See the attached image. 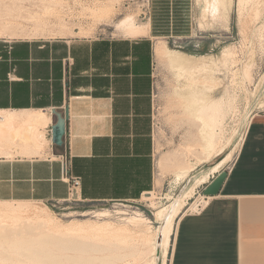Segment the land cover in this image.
<instances>
[{"label":"crops","instance_id":"1","mask_svg":"<svg viewBox=\"0 0 264 264\" xmlns=\"http://www.w3.org/2000/svg\"><path fill=\"white\" fill-rule=\"evenodd\" d=\"M159 1L161 16L154 26L149 17L148 33L138 37L0 36V110L20 119L39 111L46 122L37 154L19 139H1L18 143L0 147L1 202L134 201L156 188L154 39L185 3ZM65 107L56 145L51 127ZM63 155L80 178L73 189L63 179ZM226 170L219 193L177 219L166 264H264V110L251 116Z\"/></svg>","mask_w":264,"mask_h":264},{"label":"rangeland","instance_id":"2","mask_svg":"<svg viewBox=\"0 0 264 264\" xmlns=\"http://www.w3.org/2000/svg\"><path fill=\"white\" fill-rule=\"evenodd\" d=\"M238 1L229 0L230 4L225 3L224 7L207 2L204 6V15L201 16L200 7L195 0H185L182 11L177 12L173 7V23L168 29L162 26L163 31L160 34L164 36L159 37L172 49L184 52H186L184 49H190L195 52H203L202 54L218 55L220 58L221 51L225 48L227 50L229 47L225 62L223 61V64L221 62L219 65L220 71L217 76L220 86L215 95L219 98L222 97L221 101H223L224 117L221 141L225 145L222 151L217 152L208 162L198 164L185 178H176L173 171L174 164L184 160V162L187 160L194 162L196 158V150L193 153H185L184 147L182 148L188 140V135L185 133L187 124L184 122V116L181 113V100L176 92L184 87L186 80L184 75L177 74L166 63L155 57L153 66L155 95L153 114L157 186L152 190L156 196L153 199L155 206H152L151 201L144 199L143 196L134 201L83 203L71 200L54 205L24 202V205L31 207H46L47 213L53 218L55 217L54 220L62 226L70 228L73 224L72 230L67 229L65 231L62 228L48 230L52 233L53 240L42 244L46 247L47 252L60 257L58 264H83L75 258L99 257L103 254L94 248L99 244H105V242L92 235L90 236L92 238H89V235L82 237L78 234L79 226L85 227L88 226V223L110 221L112 224L122 225L127 222L126 217L132 215L134 211L141 213L147 221L134 227L129 226L132 236L136 237L133 236L134 238H131L128 244L129 246L133 245L138 250L146 249L147 246L142 237L146 235L154 237L161 224V220L156 218V212L161 208L167 209L174 198L182 195L196 177L204 174L206 181L208 177L211 176L212 178V175L216 174L212 166L231 151H233L232 157L219 169L228 167L232 162L251 116L264 110V107H258L257 104L264 91V77L262 78L264 75V0H257L259 1L260 12L256 16L250 2L247 1L240 11ZM160 2L159 0H0V36L123 35L121 31L115 28V24L121 18L127 15L133 16L136 23H142L151 17L152 26H154L155 16H161L160 11L156 13L155 10ZM100 5L101 7H108L106 16L104 14L99 16L95 12ZM36 24H40L39 28H36ZM157 39H154L155 42ZM243 68L248 69L250 75L245 81L242 79ZM259 82V88L255 91L254 88ZM185 136L187 137L186 140ZM228 139L229 142L225 143ZM0 147L17 149L18 143L16 141L9 143L0 139ZM185 157L187 158L184 159ZM204 185L201 183L194 188L193 197L189 199V202L196 199L197 192L201 191ZM18 203L3 204L17 206ZM189 206H185L182 213ZM103 210L108 211L106 216H93ZM119 211H125L127 214ZM179 217L176 216L173 221L165 264L170 254L175 225ZM63 231L65 233L72 232V234H58ZM143 232L146 234L143 235ZM75 233L80 236L77 237ZM160 246L158 244L155 250L146 254V257L149 258L153 256L156 264H162L163 261V247L160 248ZM35 247L42 248L39 244H35ZM125 263L135 264L131 257L128 258V261L118 260L114 264ZM27 264L36 263L27 262Z\"/></svg>","mask_w":264,"mask_h":264},{"label":"bare ground","instance_id":"3","mask_svg":"<svg viewBox=\"0 0 264 264\" xmlns=\"http://www.w3.org/2000/svg\"><path fill=\"white\" fill-rule=\"evenodd\" d=\"M247 1L251 3L254 15H258L260 8L259 1L257 0H239L238 9L241 11ZM195 2L200 7L201 16L204 15V6L207 2L215 3L216 6L222 5L223 7L225 3L230 4L229 0H195ZM108 10V7H101L100 5L95 12L98 13L99 16L100 14L106 16L105 14L108 13ZM39 26L40 24H36V28H39ZM115 28L121 31L124 36L138 37L148 33L149 21L147 20L142 23H136L133 16L127 15L115 24ZM227 50L225 48L221 51L222 54L220 58L218 55H194L181 50L172 49L168 47L161 38H158L155 43V57L166 63V65L177 74L184 75L186 80L184 87L176 92L181 100V113L184 116V122L187 124V130H185V133L188 135V140L184 143L182 148L184 147L185 153H193L196 150V154L194 153L196 158L194 162H190L189 160L184 162V160L183 162L177 161L174 164L173 171L177 179L188 176L198 164L208 162L217 152L222 151L223 146L225 145L223 141H221L223 127L222 120L224 117V110L222 108L223 101H221L222 97L219 98L215 95L220 86V81L217 76L220 71L219 65H221V62L222 64L223 61L225 62V58L228 54ZM228 58L230 57L228 56ZM249 77V70L243 68L242 79L245 81ZM263 77L264 75L262 78ZM259 85L260 82L255 86V91L258 90ZM257 104L258 107H264V91ZM40 118L42 120L44 115L39 111L31 112L27 114L24 119H20V117L14 113L0 110V139L6 141L19 139L25 144L23 149L26 150L27 154H37L40 149V123L43 125L46 123L44 120L40 122ZM20 122H22V125L16 126V124H20ZM186 139L187 137L185 136V140ZM228 142L229 139L225 143ZM30 149L32 150L30 151ZM232 153L233 151L217 161L212 166L213 171H218L219 168L232 157ZM186 158L187 157L184 159ZM205 176L206 175L202 174L196 177L182 195L180 194L174 198L167 209L161 208L156 212V218L161 220V224L154 237H148L147 235L142 237L147 246L146 249L138 250L135 249L133 245L129 246L128 244L131 238L136 237L134 235V237L132 236V231L129 226L131 225L134 227L147 221L141 213L134 211L132 215L126 217L127 222L122 225H115V223L112 224L110 221L100 223L95 222L92 224L88 223V226L86 225L85 227L79 226L77 229L79 231L78 234L82 235V237L83 235L86 237L89 235V238H92L90 237L92 235L97 239H102L105 244H99L94 248V250L103 252L101 256L77 257L75 260L80 261L83 264H114L118 260L128 261V258L131 257L135 264H156L155 258L153 256L151 258L146 257V254L155 250L156 246L160 244L163 247L162 264H165L167 246L169 245L170 236L173 230V221L176 216H180L185 206L190 205L185 211L196 206L198 198L196 197L193 202H189V199L193 197L194 188H196L197 185L206 182ZM143 198L150 200L151 205L155 206L153 199L156 198V196L154 192L150 191L145 193ZM0 203H2L0 205V264H27V262H33L36 264L60 263V257L47 252L46 247L42 244L49 243L53 240L52 233L49 231L60 228L65 231H67V229L72 230L73 224L70 226V228L72 227L71 229L68 226L65 227L58 224L54 220L55 217L53 218L47 213L48 210H46V207H31L24 205V202H19L20 204L18 203L17 206L4 205L3 203H10L6 201H0ZM119 212L127 214L125 211ZM107 214L108 211L103 210L95 213L93 216L104 217ZM66 233L63 231L58 234L66 235ZM70 233L72 234V232ZM144 233L146 234V232H143V235ZM76 234L77 233H75V235ZM78 234L76 235L77 237L80 236ZM33 243L41 245L42 248L35 247V244Z\"/></svg>","mask_w":264,"mask_h":264},{"label":"water","instance_id":"4","mask_svg":"<svg viewBox=\"0 0 264 264\" xmlns=\"http://www.w3.org/2000/svg\"><path fill=\"white\" fill-rule=\"evenodd\" d=\"M56 122L51 127V141L56 145H61L65 133V122L68 119V107H65L62 113L56 112ZM226 168L220 170L216 176L207 183L201 190L204 196H213L219 193V190L226 178Z\"/></svg>","mask_w":264,"mask_h":264},{"label":"built area","instance_id":"5","mask_svg":"<svg viewBox=\"0 0 264 264\" xmlns=\"http://www.w3.org/2000/svg\"><path fill=\"white\" fill-rule=\"evenodd\" d=\"M153 95H154V93H153ZM154 97H155V95H154ZM61 162H62V169H63V179L66 180V182L69 184L70 188L73 189L79 185L80 178L77 176H71L68 173V168H69V163H70V155H63L61 158ZM197 198H198V202H197L196 206L190 210H187V211L199 212V210L205 204V202L209 198V196H204L201 194V191H199V192H197Z\"/></svg>","mask_w":264,"mask_h":264},{"label":"trees","instance_id":"6","mask_svg":"<svg viewBox=\"0 0 264 264\" xmlns=\"http://www.w3.org/2000/svg\"><path fill=\"white\" fill-rule=\"evenodd\" d=\"M186 52H188V53H191V54H196V53H198V54H202L203 52H195V51H193V50H190V49H184Z\"/></svg>","mask_w":264,"mask_h":264}]
</instances>
